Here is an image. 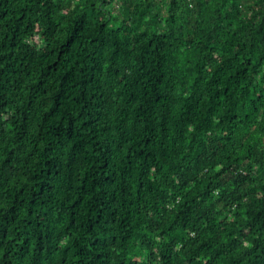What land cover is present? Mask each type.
Returning <instances> with one entry per match:
<instances>
[{
	"label": "trees",
	"instance_id": "16d2710c",
	"mask_svg": "<svg viewBox=\"0 0 264 264\" xmlns=\"http://www.w3.org/2000/svg\"><path fill=\"white\" fill-rule=\"evenodd\" d=\"M0 264H264V0H0Z\"/></svg>",
	"mask_w": 264,
	"mask_h": 264
}]
</instances>
